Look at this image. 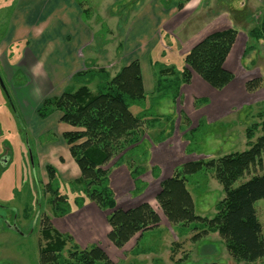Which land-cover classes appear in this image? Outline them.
Here are the masks:
<instances>
[{"label": "rangeland", "instance_id": "rangeland-1", "mask_svg": "<svg viewBox=\"0 0 264 264\" xmlns=\"http://www.w3.org/2000/svg\"><path fill=\"white\" fill-rule=\"evenodd\" d=\"M18 1L0 0V39L7 31L14 2ZM148 1L130 0L128 4L127 0H118L114 3L108 13L112 16L119 15L120 32L125 31L141 4H147ZM207 1L210 4L212 0ZM259 1L213 0L210 6L202 8L195 18H191V24L196 27L201 23H208V30L214 29L215 19L216 23L225 21L238 33L236 43L234 42L236 46L233 44L234 49H231L232 53L225 64V68L233 74L232 82L221 91H211L207 83L193 72L191 75L198 76L200 81L195 79L191 83L180 85L176 94L170 91L174 86V76L167 74L161 77L159 72L165 68H172L176 76L182 72V57L188 47L182 33L176 34L179 39L175 42H171L166 34H157L154 43L157 46L151 56L156 61L151 66V73L154 72L155 77L152 79L148 75L145 101L130 108L132 113L140 114L142 122L127 139L130 144H126L105 168L109 178L108 187L113 191L112 198L116 202L115 209L122 210V204L126 202L128 206L146 203L158 216L159 223L143 233H136L120 249L110 242L107 235L110 231L107 216L111 212L99 209L93 201L88 200L82 186L73 184L80 174L73 160L64 156L67 147H54L49 152L39 148L37 155L40 161L37 163L34 145L37 136L26 137L27 133L20 123L12 124L8 117L11 115L12 104L0 88V153L8 152V158L3 159H11L5 165H0V264H41V250L47 244L40 234L42 215L46 217V226H51L53 231L67 237L63 251L58 254V261L55 260L52 264H75L73 254L90 251L92 246L102 249L108 258L106 262L98 264H248L236 263L232 259L218 232L193 238L199 232L191 231L188 225L174 226L167 221L156 196L164 182L162 169H168L165 175L172 178L190 162L210 161L235 152H247L264 137V38L256 41L250 38L254 29H260L264 23V8ZM226 23H220L216 28ZM30 31L32 34L37 33L38 28L34 27ZM4 51V43H1V78V66L5 62ZM98 51L99 59L102 57L101 60H104L105 53ZM99 62L95 65L93 63L92 67H99L102 61ZM144 63L149 72L147 61ZM113 64H116L115 68H112ZM102 65H110L105 67L108 80L95 78L86 84L93 93L105 81L107 83L117 75V63L105 61ZM32 74L43 75L40 69ZM3 83L8 96L12 97L4 79ZM248 83H256V91L250 92L247 89ZM185 85L187 86L184 87ZM151 86L154 90L149 93ZM35 89L32 87L30 91ZM212 95L219 101H230L226 105V113L222 116L217 113L221 119H210L208 116L200 119L202 116L199 114L208 115L210 112L208 98ZM62 130L63 127L58 130L59 136ZM48 138L39 136L37 141L40 139L42 142ZM29 153L33 157V163L28 158ZM256 159V164L247 168L244 175L236 180L234 187L251 177L264 174V149ZM52 162L59 168V192L70 205L63 215L53 211L55 205L51 203L52 194L45 189L48 180L44 166ZM185 185L193 200L194 213L201 218H213L217 206L227 196L223 185L211 170L204 169L190 175ZM76 198L84 199L81 207L74 202ZM254 205L264 239V199ZM12 216H18L16 225L25 235H18L3 226L2 217L10 223ZM251 264H264V257Z\"/></svg>", "mask_w": 264, "mask_h": 264}, {"label": "trees", "instance_id": "trees-1", "mask_svg": "<svg viewBox=\"0 0 264 264\" xmlns=\"http://www.w3.org/2000/svg\"><path fill=\"white\" fill-rule=\"evenodd\" d=\"M187 2L188 0H175L176 9L181 10ZM262 24L260 29H254L250 36L252 40L264 38V23ZM237 35L232 28L209 34L185 54L184 69L177 76L172 68L161 70V77L167 74L174 76V86L169 90L178 93L180 85L190 83L192 72L216 91H221L231 83L233 74L224 68V64ZM257 87L256 83H248L247 89L254 92ZM146 97L140 63L134 61L121 68L114 78L107 83L105 81L94 93L83 83L78 89L64 91L60 97H49L37 108V116L41 120L58 112L61 115L59 121L74 128L73 132L62 135L64 143L69 147L70 156L80 171V176L73 184L82 186L88 200L93 201L99 209L111 212L107 216L110 228L107 235L110 242L119 249L135 237L136 233H143L159 223L158 216L146 203L134 210H116L105 169L106 164L126 144H130L127 139L140 127V114H133L130 108L141 104ZM123 143L125 144L121 146ZM263 149L264 137H261L247 152H235L210 161L186 164L180 173L161 183V191L156 196L167 221L174 226L188 225L191 231L199 232L193 238L218 232L226 251L236 263L251 264L263 258L264 239L254 204L264 199V174L251 177L234 187L236 180L244 175L247 168L256 164V158ZM44 168L48 180L45 189L52 194L51 203L55 205L53 211L63 215L70 205L59 192L61 183L57 170L53 166ZM204 169L215 174L227 195L217 206L211 219L201 218L194 213L193 200L185 185L190 175ZM83 200L76 198L74 202L81 207ZM46 222V217L42 215L40 234L47 244L41 250L40 261L41 264H52L55 260L58 261V254L63 251L67 237L53 231L51 226H46ZM72 257L75 264H98L108 260L102 249L95 246L90 251L78 252Z\"/></svg>", "mask_w": 264, "mask_h": 264}, {"label": "crops", "instance_id": "crops-1", "mask_svg": "<svg viewBox=\"0 0 264 264\" xmlns=\"http://www.w3.org/2000/svg\"><path fill=\"white\" fill-rule=\"evenodd\" d=\"M116 1L118 0H19L17 3L14 2L7 31L0 39V44L4 43L5 50V62L1 66V72L6 86L11 90L10 98L14 106V110L10 111L11 115L8 117L12 124L15 125V122L21 124L27 133L26 137L37 136L34 141L37 163L40 161L37 155L39 148L49 152L51 148H59L62 145L68 149L64 156L73 160L62 135L65 132H73L74 128L60 122L61 115L58 112L42 121L37 116V108L43 100L49 97H60L64 91L78 89L83 83L88 85L95 78L105 80L108 77L105 67H110V65H102L105 61L118 64L117 70H114L116 73L131 62H139L144 92L147 94L148 75L150 74L152 79L155 77V73H151V66L156 61L152 60L151 56L157 46L154 43L158 33L169 36L171 42L179 39L176 36L178 32L182 33L188 47L185 50L187 54L209 34L230 28L225 21L216 23L217 19L213 21L215 27L212 30L207 29L208 23H201L199 27L191 24V18H195L202 8L210 6L213 0L210 4L206 3L207 0H188L180 11L176 9L175 0H149L147 4L146 2L141 4L125 31L120 32L119 15L112 16L108 13ZM128 1L130 2L127 0V3ZM151 1L153 3L149 4ZM259 2L264 8V0ZM220 23L226 24L216 28V25ZM34 27L38 28V31L32 34L30 30ZM235 43L234 46H236ZM139 47L142 48L139 49ZM98 50L105 53L104 60H101L102 57L99 59ZM1 60L0 56V65ZM99 61H102L99 67H92L93 63L99 64ZM146 61L149 72L145 67ZM114 65L116 64H113L112 68H115ZM36 69H40L44 76L38 74L34 76L32 72ZM195 79L201 80L198 76L191 75L190 81ZM152 86L149 93L154 90ZM32 87L36 89L30 91ZM212 90L214 89L211 88ZM208 99L210 112L208 115L207 113L199 114L202 116L200 119H206L207 116L210 119H221L217 113L224 115L228 108L226 105L228 106L230 101L224 99L219 101L214 95ZM62 127L64 130L59 136L57 132ZM39 136L49 138L40 142V139L37 141ZM0 154L1 166L11 161V159H3L8 158V152ZM45 166H53L59 172V168L53 162ZM165 171L167 172L168 169H162L161 175L163 180L167 181L170 175H165ZM78 174H80L79 169ZM139 205L128 206L126 202L122 204V210H134Z\"/></svg>", "mask_w": 264, "mask_h": 264}, {"label": "flooded vegetation", "instance_id": "flooded-vegetation-1", "mask_svg": "<svg viewBox=\"0 0 264 264\" xmlns=\"http://www.w3.org/2000/svg\"><path fill=\"white\" fill-rule=\"evenodd\" d=\"M0 78H1V76H0ZM28 158H30V157H28ZM31 163H33V157H32V162ZM17 218H18V216H12L11 217V222L7 223V220L4 217H2L3 226L5 225L7 228H9L10 230L14 231L18 235H20V234H24L25 235V233L22 232V230L20 228H18L17 225H16ZM32 226L34 227L33 224H32Z\"/></svg>", "mask_w": 264, "mask_h": 264}, {"label": "water", "instance_id": "water-1", "mask_svg": "<svg viewBox=\"0 0 264 264\" xmlns=\"http://www.w3.org/2000/svg\"><path fill=\"white\" fill-rule=\"evenodd\" d=\"M0 88H1V90L3 89V91H4L5 95H6L7 100L10 102V104H12L11 101H10V98H9V96H8L7 89H6L5 86H4V83H3V79H2V78H0ZM11 106H12V105H11ZM12 108H13V106H12ZM29 157H30V160H31V162H32L31 153H29Z\"/></svg>", "mask_w": 264, "mask_h": 264}]
</instances>
